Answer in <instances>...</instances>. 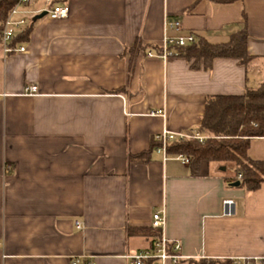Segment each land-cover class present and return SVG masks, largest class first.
<instances>
[{
	"label": "crops",
	"instance_id": "0c3cea01",
	"mask_svg": "<svg viewBox=\"0 0 264 264\" xmlns=\"http://www.w3.org/2000/svg\"><path fill=\"white\" fill-rule=\"evenodd\" d=\"M62 2L65 18H32L16 43L25 51L0 43V264H132L125 254L153 248L156 210L183 257L164 264L264 258V183L231 186V162L201 161L192 174L154 149L135 158L162 130L197 133L208 96L264 82V0ZM172 21L212 43L245 25L254 58L193 69L178 55L146 56ZM246 153L264 160V137Z\"/></svg>",
	"mask_w": 264,
	"mask_h": 264
},
{
	"label": "trees",
	"instance_id": "16d2710c",
	"mask_svg": "<svg viewBox=\"0 0 264 264\" xmlns=\"http://www.w3.org/2000/svg\"><path fill=\"white\" fill-rule=\"evenodd\" d=\"M209 1L226 4L236 0ZM16 2L17 0H0V30ZM29 33L30 28L18 33L13 38L11 46L27 40ZM247 39L248 33L244 25L240 30L230 34L225 42L212 43L203 36L196 35L194 43L174 49L176 55L189 61L193 69L199 68L200 64L207 69L215 58H234L246 67L254 58L248 53ZM139 48L138 45L137 49ZM153 49L160 52L158 46H154ZM196 131L203 136L202 140L192 137L177 139L169 142L166 147L170 155L180 154L190 158L189 167L192 174L198 172L201 161L231 162L234 166L235 180L239 181L240 188L255 191L264 183V160H253L246 153L252 137H264V82L257 87L246 88L239 95L208 96ZM157 144L158 142L152 139L149 150L137 154L135 158H147L149 151ZM153 230L156 239L160 231ZM149 263L146 261L144 264ZM191 263L234 264V260L202 258Z\"/></svg>",
	"mask_w": 264,
	"mask_h": 264
},
{
	"label": "built area",
	"instance_id": "2783aa9c",
	"mask_svg": "<svg viewBox=\"0 0 264 264\" xmlns=\"http://www.w3.org/2000/svg\"><path fill=\"white\" fill-rule=\"evenodd\" d=\"M38 3L40 4L38 5ZM41 12H45V16L50 19H63L68 15V6L61 0H17L10 9L0 30V43L4 53L25 51L24 45L17 44L11 46V42L18 33L28 27L32 18ZM163 31L164 35L160 46V52L146 50V56H158L164 59L168 56L177 54L174 47L186 46L196 41V36L193 33L182 32L180 24L177 21L164 23ZM171 31H173V34L169 33ZM29 89L35 91L36 87L30 86ZM149 114L163 115V110H153L150 111ZM189 137L197 138L199 140L203 139L202 135L195 132L174 133L162 130L160 134L154 136V140L158 142L154 150L156 153L161 154L163 160H166L169 158V154L166 151L169 142ZM173 157L186 164L190 162V158L185 155L179 154L173 155ZM233 204L234 202L231 199H224L222 201L224 215H230L232 213ZM164 224V211H154L151 216V227L159 230L160 235L155 239L153 248L151 250L139 251L135 254H125L124 259L131 261L132 264H144L146 261L152 262L153 260H159L162 264L167 261L172 263H178L181 261L183 257L179 253L180 244L177 240H168L164 237L162 234ZM76 227H80L79 223H76ZM233 260L234 264H256L257 261L264 264V258H242ZM73 264H77V260L73 262Z\"/></svg>",
	"mask_w": 264,
	"mask_h": 264
},
{
	"label": "water",
	"instance_id": "95a60500",
	"mask_svg": "<svg viewBox=\"0 0 264 264\" xmlns=\"http://www.w3.org/2000/svg\"><path fill=\"white\" fill-rule=\"evenodd\" d=\"M45 16V12H41L40 14H37L33 17L34 20L40 19ZM231 186H239V181H234L230 184Z\"/></svg>",
	"mask_w": 264,
	"mask_h": 264
},
{
	"label": "rangeland",
	"instance_id": "374dc122",
	"mask_svg": "<svg viewBox=\"0 0 264 264\" xmlns=\"http://www.w3.org/2000/svg\"><path fill=\"white\" fill-rule=\"evenodd\" d=\"M40 3H38V5H39Z\"/></svg>",
	"mask_w": 264,
	"mask_h": 264
}]
</instances>
